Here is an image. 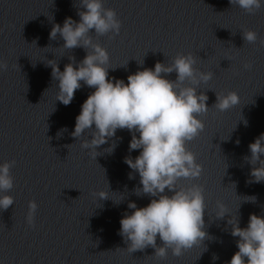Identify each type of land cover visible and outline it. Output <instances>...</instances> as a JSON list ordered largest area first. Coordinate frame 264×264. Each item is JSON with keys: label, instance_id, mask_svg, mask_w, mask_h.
<instances>
[{"label": "clouds", "instance_id": "1", "mask_svg": "<svg viewBox=\"0 0 264 264\" xmlns=\"http://www.w3.org/2000/svg\"><path fill=\"white\" fill-rule=\"evenodd\" d=\"M79 4V21L67 17L62 26L54 24L49 34L50 40H55L59 34L64 41L62 48L82 47L87 53L78 64L75 57H69L71 62L64 66L63 71L55 60H48L51 76L58 81L56 100L69 105L75 92L82 87L81 82L94 89L81 105L71 133L80 141L81 148L89 150L91 159L96 160L101 155L97 149L115 137L118 129H127L132 134L129 152L140 150L139 155L125 157L124 163L140 177V186L133 189L134 193L152 199L145 207H138L131 201L128 203L127 207L132 211L121 218L119 234L130 253L152 247L154 256L159 259L166 258L169 249L173 256L180 257L208 238L203 186L193 184L183 187L178 182L181 179H198L203 172V166L197 162L195 153L189 150L187 144L205 128L204 121L199 117L209 110L208 96L204 92L198 93L197 89L199 84L212 80L214 73L197 69L196 57L189 52L178 53L171 64L157 62L154 69L138 70L127 77V83L122 79H109L111 67H106L110 62L109 53L93 41L90 33L94 30L97 36L109 32L118 35L121 21L114 9L104 7L103 0H79ZM229 4L254 14L264 5V0H229ZM242 37L251 44L258 39L257 33L252 30H244ZM260 45L264 46V39L260 40ZM243 67L250 70L252 64L245 63ZM7 68V62L0 60V71ZM173 72L176 73L175 80L162 75ZM239 103L238 93L229 91L226 95L217 94L212 107L225 112ZM243 123L248 125L247 120ZM236 126L237 123L234 129ZM86 134L91 139H81ZM60 135L58 132L57 136ZM239 142L236 141L237 145ZM70 146L66 145L67 148ZM115 146L113 143L104 151L111 154ZM248 147L250 156L244 159L251 165L249 183L264 182V133ZM14 165V160L0 164V193H7L13 188L10 169ZM132 173H129V179L134 178ZM166 189L172 195L166 194ZM98 199L109 198L101 191ZM243 199L254 203L257 198L246 196ZM13 204L11 195L0 194V210H7ZM217 207L218 218L229 214L222 202L218 201ZM37 208L34 200L29 201L26 216L29 226H34ZM228 223L232 225L230 219ZM231 235L239 238L236 244L238 251L227 264H264V215L250 214L245 228L239 226L237 219L232 225ZM157 237L162 246H157ZM218 258L213 256V260Z\"/></svg>", "mask_w": 264, "mask_h": 264}]
</instances>
